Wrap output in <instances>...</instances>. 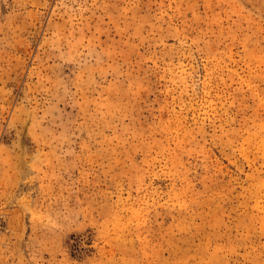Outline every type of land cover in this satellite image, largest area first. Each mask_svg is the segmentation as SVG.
Listing matches in <instances>:
<instances>
[{
    "label": "rangeland",
    "instance_id": "rangeland-1",
    "mask_svg": "<svg viewBox=\"0 0 264 264\" xmlns=\"http://www.w3.org/2000/svg\"><path fill=\"white\" fill-rule=\"evenodd\" d=\"M0 264H264V0H0Z\"/></svg>",
    "mask_w": 264,
    "mask_h": 264
}]
</instances>
